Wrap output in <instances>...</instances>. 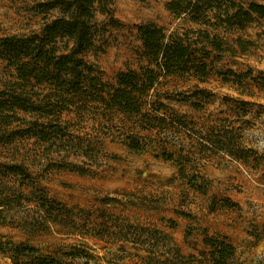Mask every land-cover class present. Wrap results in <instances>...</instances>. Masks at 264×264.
Returning <instances> with one entry per match:
<instances>
[{"label":"rangeland","instance_id":"obj_1","mask_svg":"<svg viewBox=\"0 0 264 264\" xmlns=\"http://www.w3.org/2000/svg\"><path fill=\"white\" fill-rule=\"evenodd\" d=\"M43 1L0 0V39L40 32L46 22L59 16L58 11L39 13L37 5ZM235 1L245 7L251 2L264 4V0ZM168 2L114 0L110 14H97V22L107 29L98 38L104 50L89 54L88 60L100 68L106 82L114 84L120 71L139 70L146 64L139 59V25L153 22L167 33L199 28L188 16L169 11ZM217 31L231 48L215 62L205 83L162 79L150 97V101L169 105L173 115H186L191 132L147 130L139 117L98 106L60 115L68 133L63 143L47 145L35 138H19L1 144L0 163L21 165L26 174H5V168H0V186L4 187L0 193L7 199L0 208V240L26 242L41 254L66 262L71 259L65 253L78 247L90 256L76 263H140L147 246L96 235L100 227L112 225L111 218H100L104 213L138 227L162 230L172 238L168 246H178L188 257L186 264H210L203 255L206 235L230 241L236 247V264H264V19L245 30ZM228 70L241 76L230 75L229 82H224L217 71ZM12 73L0 60V88ZM197 88L209 94L188 96ZM166 95L177 100L191 97L190 101L203 106L196 109L186 102L166 100ZM214 126L234 129L237 142L254 154L242 163L225 154L210 155L209 163L201 159L187 163L189 174L198 172L209 181L206 185L196 179L208 189L207 194H199L180 178L176 164L157 155L196 152L200 147L197 132L206 135ZM128 136L141 141L144 149L130 150L125 144ZM66 163L80 170L63 168ZM41 194L63 203L67 207L63 216L55 213L49 219L38 204ZM115 225L116 232L119 224ZM0 264L12 261L0 254Z\"/></svg>","mask_w":264,"mask_h":264},{"label":"trees","instance_id":"obj_2","mask_svg":"<svg viewBox=\"0 0 264 264\" xmlns=\"http://www.w3.org/2000/svg\"><path fill=\"white\" fill-rule=\"evenodd\" d=\"M113 1L44 0L37 5L38 12L47 15L58 11L59 16L46 22L40 32L0 39V60L13 70L11 78L4 81L0 88V145L19 138H35L47 145H54L58 140L63 143L68 133L67 128L60 124V115L66 111L83 113L98 106L103 111L139 117L142 127L147 130L191 132L189 123L184 119L186 115L178 117L170 113L171 109L166 103L150 101L152 91L162 79L184 78L205 83L215 70V62L222 60L223 54L231 48L227 39L217 30H245L257 19H264V4L257 2L245 7L235 0H169V11L178 16H188L199 28L167 33L153 22L139 25L138 35L142 43L139 59L146 64L140 65L139 70L120 71L116 82L110 84L105 81L100 68L88 60V55H96L104 50L98 45V38L107 29L97 22V14H110ZM239 42L241 47L243 43L241 40ZM217 73L224 82H229L230 75L241 76L233 70ZM195 94L206 96L209 92L197 88L188 96ZM190 98L177 100L171 95L165 96L166 100L186 102L196 109L202 108V104L192 102ZM27 115L31 117L27 118ZM197 133L200 134V147L196 152L180 151L177 154L163 151L157 156L164 161L174 162L178 166L180 178L192 190L207 194V187L196 183V179H202L206 185L209 181L198 172L189 174L187 163L197 159L209 161L210 155L217 154H225L242 163L251 158L254 151L241 146L236 140L234 129L229 127L214 126L206 135L202 131ZM125 144L133 151L144 149L141 141L133 136H128ZM62 166L72 171L80 170L71 163ZM3 167L5 174H26L21 165L0 163V168ZM3 188L0 186V190ZM6 200L0 193V208L7 204ZM38 204L49 219L55 213L57 217L63 216L67 208L44 194L40 195ZM100 218H111L112 225L109 229L100 227L97 236L107 234L116 241L147 246L146 254L140 257L141 262L138 264L188 262V257L178 246H168L167 242L172 243V238L162 230L138 227L126 219L104 213ZM116 223L119 225L115 232L113 228ZM204 245L206 251L203 255L209 258L210 264H236V247L226 238L206 235ZM0 254L11 259L12 264H91L90 261L75 262L90 256L78 247H72L71 251L65 253L71 259L70 262L43 255L29 243L12 240H0Z\"/></svg>","mask_w":264,"mask_h":264},{"label":"crops","instance_id":"obj_3","mask_svg":"<svg viewBox=\"0 0 264 264\" xmlns=\"http://www.w3.org/2000/svg\"><path fill=\"white\" fill-rule=\"evenodd\" d=\"M166 162H168V163H173V164H174V162H172V161H166ZM205 162H206V163H209V161H205V160H204V163H205ZM174 165H175V164H174ZM174 172H175V170H174Z\"/></svg>","mask_w":264,"mask_h":264}]
</instances>
